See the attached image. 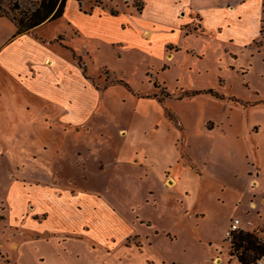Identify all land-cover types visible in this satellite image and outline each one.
Segmentation results:
<instances>
[{
    "label": "rangeland",
    "instance_id": "rangeland-1",
    "mask_svg": "<svg viewBox=\"0 0 264 264\" xmlns=\"http://www.w3.org/2000/svg\"><path fill=\"white\" fill-rule=\"evenodd\" d=\"M205 23L42 25L55 60L79 64L70 47L101 90L87 126L40 133L0 96V264H242L224 234L235 217L264 230V15Z\"/></svg>",
    "mask_w": 264,
    "mask_h": 264
},
{
    "label": "crops",
    "instance_id": "crops-1",
    "mask_svg": "<svg viewBox=\"0 0 264 264\" xmlns=\"http://www.w3.org/2000/svg\"><path fill=\"white\" fill-rule=\"evenodd\" d=\"M100 1L67 0L64 14L58 19H67L72 28L77 27L80 22L93 27L95 25L105 32L109 29L132 27L142 36L154 37L156 31L174 30L182 25L187 27V31H191L204 28L208 20H245L252 12L259 16L264 15V0H140L141 10L132 0ZM12 22L8 17H0V68L6 70L10 76L6 89L0 83V96L3 92L9 94L14 106L17 105L16 102H22V108L15 109L24 115L26 124L28 115L32 116L33 120L28 127L35 132L87 126L92 121L95 112L93 106L101 90L95 85L92 77L87 75V66L83 68L71 60H55L51 53L52 41L44 40L37 34L42 25L30 33H17V26ZM2 23H6L9 29L4 30L1 27ZM261 26L260 22L257 27ZM256 35L262 37L263 33L259 30ZM62 37L63 35H59L57 40H61ZM111 40L114 39L109 41L112 42ZM60 44L68 47L64 43ZM68 48L76 54L73 49ZM26 104L31 107H25ZM171 167L168 166L169 174L165 175L164 183L171 181L172 186L177 179L172 175ZM188 170L197 181L204 176L203 168L202 175L190 165ZM253 181H256L255 178ZM67 195H72V192L70 194L67 191ZM78 195H82V192ZM251 205L257 204L251 201ZM43 214L46 216L42 219H37L38 214L29 218L42 223L47 219L48 213ZM232 219L229 220L225 232ZM239 219L242 231L255 232L254 230L263 228L259 225L253 226L240 217ZM141 222L151 223L144 219H141ZM142 241L143 245L149 244L148 241ZM18 246L19 242H14V247ZM6 257L8 258L7 254ZM216 258L215 256V261L213 259L215 263ZM217 259L223 261V258Z\"/></svg>",
    "mask_w": 264,
    "mask_h": 264
},
{
    "label": "trees",
    "instance_id": "trees-1",
    "mask_svg": "<svg viewBox=\"0 0 264 264\" xmlns=\"http://www.w3.org/2000/svg\"><path fill=\"white\" fill-rule=\"evenodd\" d=\"M66 2L67 0H40L34 10L22 11L19 0H0V17L11 19L17 26V33H30L43 23L60 18L64 14ZM137 6L141 10L142 2ZM16 11H20L21 16L11 15ZM73 55L79 65L85 68L86 65L83 63L82 57ZM208 92L217 95L213 90H208ZM232 245L238 261L242 264L253 263L264 255V241L260 240L255 232L239 231L234 235ZM250 252L253 253V262Z\"/></svg>",
    "mask_w": 264,
    "mask_h": 264
},
{
    "label": "built area",
    "instance_id": "built-area-1",
    "mask_svg": "<svg viewBox=\"0 0 264 264\" xmlns=\"http://www.w3.org/2000/svg\"><path fill=\"white\" fill-rule=\"evenodd\" d=\"M241 231V225H240V219L239 218H233L230 221L229 227L225 232L226 239L232 241L234 238V235ZM256 236L264 241V230L255 232ZM251 264H264V255L260 256L257 260H255Z\"/></svg>",
    "mask_w": 264,
    "mask_h": 264
}]
</instances>
